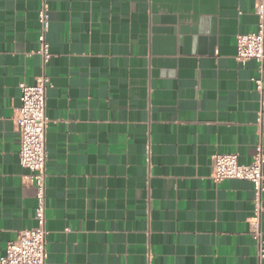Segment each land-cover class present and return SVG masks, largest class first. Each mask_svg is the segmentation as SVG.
<instances>
[{"label":"crops","instance_id":"1","mask_svg":"<svg viewBox=\"0 0 264 264\" xmlns=\"http://www.w3.org/2000/svg\"><path fill=\"white\" fill-rule=\"evenodd\" d=\"M255 6L0 0V256L36 225L14 116L20 83L45 72L47 264H264L252 183L211 176L213 155L249 164L264 146L258 64L235 58L237 35L258 29Z\"/></svg>","mask_w":264,"mask_h":264},{"label":"built area","instance_id":"2","mask_svg":"<svg viewBox=\"0 0 264 264\" xmlns=\"http://www.w3.org/2000/svg\"><path fill=\"white\" fill-rule=\"evenodd\" d=\"M255 12L258 15V29L237 35L236 55L239 62L250 59L257 61V75L253 77L256 89L264 93V0H255ZM41 25L37 53L41 55L45 67L52 57L47 31L50 23L49 10L44 4L39 10ZM51 86L50 78L44 72L37 83H20V105L16 108L14 121L20 134V164L29 170L27 178L36 189L35 208L36 225L23 229L16 238L8 241L5 252L0 256V264H47V90ZM264 99L258 112V122H263ZM212 178L248 180L253 185L255 215L252 235L257 240L260 258L264 256V233L260 218L263 211L264 194V146L260 142L255 147L253 160L249 164L239 161L237 153L215 154L212 162Z\"/></svg>","mask_w":264,"mask_h":264},{"label":"water","instance_id":"3","mask_svg":"<svg viewBox=\"0 0 264 264\" xmlns=\"http://www.w3.org/2000/svg\"><path fill=\"white\" fill-rule=\"evenodd\" d=\"M163 32L169 34V36H171V39H174L175 36H176V30L174 28L173 29H171V28L170 29H165V30H163ZM181 32L182 33L184 32L183 29L181 30Z\"/></svg>","mask_w":264,"mask_h":264}]
</instances>
